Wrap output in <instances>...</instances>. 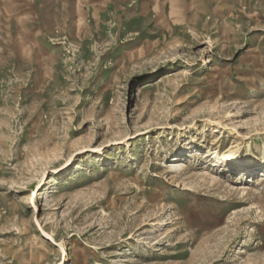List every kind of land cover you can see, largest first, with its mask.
Masks as SVG:
<instances>
[{
	"label": "rangeland",
	"instance_id": "374dc122",
	"mask_svg": "<svg viewBox=\"0 0 264 264\" xmlns=\"http://www.w3.org/2000/svg\"><path fill=\"white\" fill-rule=\"evenodd\" d=\"M263 147L264 0H0V264H264Z\"/></svg>",
	"mask_w": 264,
	"mask_h": 264
},
{
	"label": "bare ground",
	"instance_id": "6f19581e",
	"mask_svg": "<svg viewBox=\"0 0 264 264\" xmlns=\"http://www.w3.org/2000/svg\"><path fill=\"white\" fill-rule=\"evenodd\" d=\"M154 86L155 85H152L151 83H148V88H153ZM257 156H259L260 158L259 157L258 158H254L253 157V159L255 160V162H260L261 160L264 161V158H263L264 157V147L258 151ZM247 160H249V159H247Z\"/></svg>",
	"mask_w": 264,
	"mask_h": 264
}]
</instances>
